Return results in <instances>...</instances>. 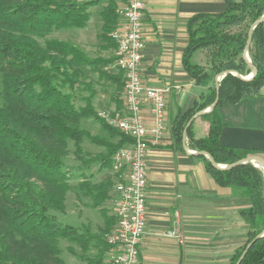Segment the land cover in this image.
Returning <instances> with one entry per match:
<instances>
[{"label":"trees","instance_id":"obj_1","mask_svg":"<svg viewBox=\"0 0 264 264\" xmlns=\"http://www.w3.org/2000/svg\"><path fill=\"white\" fill-rule=\"evenodd\" d=\"M126 0H0V264H68L66 250L84 264H110L108 235L117 219L109 215L107 202L114 201L120 173L114 170L116 153L133 139L110 124L108 118L125 109L124 72L112 67L116 42L113 32L120 23L118 7ZM221 13H198L187 24L190 35L184 66L204 88L192 109L178 110L172 117V148L183 150L184 131L198 112L220 97L215 109L201 117L208 134L192 133L186 138L196 152L206 151L221 165L231 166L253 155L250 149L225 146L221 142L224 123L219 109L259 93L264 85V23L253 32L249 57L244 58L252 24L264 16V0H224ZM101 6L98 53L91 55L75 42L54 37L61 30L85 28L89 8ZM206 50V65L192 60ZM97 75V79L94 78ZM109 97L108 117L100 115L95 100L100 90ZM100 127L94 133L86 127ZM85 141L101 151H85ZM73 143L74 151H71ZM113 173L96 182L89 175L73 184L66 169L70 154ZM213 179L233 189L234 197L247 205L240 210L246 222L247 241L238 248L230 264H237L248 243L264 231V172L251 162L228 170L216 169L201 155ZM74 192L82 205L99 209L103 227H76L57 222L56 213L66 210L68 193ZM240 264H264V236L257 239Z\"/></svg>","mask_w":264,"mask_h":264},{"label":"crops","instance_id":"obj_2","mask_svg":"<svg viewBox=\"0 0 264 264\" xmlns=\"http://www.w3.org/2000/svg\"><path fill=\"white\" fill-rule=\"evenodd\" d=\"M145 3L142 77L148 87L168 89V94L165 133L159 144L149 141L147 151L146 234L138 264H230L236 250L247 241L246 222L240 214L247 205L234 197L232 188L213 179L205 160L190 148L188 138L186 148L173 149L171 134L172 117L179 109H192L204 91L184 66L190 40L188 21L198 13H221L226 3ZM219 113L224 123L222 144L250 149L253 155L264 158V85L258 94L226 104ZM141 115L146 125L152 127L153 115L147 102ZM208 129L205 120L195 118L192 133L196 137L206 136ZM177 210L181 215L179 222L175 217ZM67 262L84 264L72 255Z\"/></svg>","mask_w":264,"mask_h":264},{"label":"built area","instance_id":"obj_3","mask_svg":"<svg viewBox=\"0 0 264 264\" xmlns=\"http://www.w3.org/2000/svg\"><path fill=\"white\" fill-rule=\"evenodd\" d=\"M145 11V0H126L118 7L120 23L113 32L116 58L112 67L124 72L125 109L120 116L108 118V121L133 142L122 147L114 159V170L120 173V178L113 201L117 223L108 235L110 264L139 262L146 234L149 141L159 144L167 125L168 89L148 87L142 77ZM146 102L153 115L152 127L146 125L141 115ZM102 116L108 117L103 113ZM180 216L177 210L178 222Z\"/></svg>","mask_w":264,"mask_h":264},{"label":"rangeland","instance_id":"obj_4","mask_svg":"<svg viewBox=\"0 0 264 264\" xmlns=\"http://www.w3.org/2000/svg\"><path fill=\"white\" fill-rule=\"evenodd\" d=\"M101 6H94L89 8L91 12V18L88 25L82 29H70V30H61L54 33V37L60 39L71 40L79 45L81 48L88 51L91 55H96L99 51L98 44L100 43L98 34L101 30V16H100ZM250 58V57H249ZM193 61L199 62L203 65H206L208 60V52L206 50L198 51L192 58ZM97 75H94V78L97 79ZM100 93L97 95L95 104L97 109L99 110L100 115L109 114L110 113V103L109 97L106 93H104L101 88H98ZM105 117V116H103ZM86 127L89 128L92 132L98 133L100 132L99 125L88 122L86 123ZM85 151L90 153H97L101 151V148L97 145L90 143L89 141H85L83 144ZM73 143H71V151H74ZM82 161L77 159L73 152L70 154L69 158L66 160L65 167L69 170V174L72 175L73 184L79 183L84 176L89 175L91 179L98 182L105 178L106 175L113 173L112 169L104 168L101 169V165L98 163H92L88 168H81ZM83 202L79 201L74 192L68 193L67 201H66V210L64 212H57L56 218L57 222L60 224H69L74 225L76 227H81L84 224L91 223L93 225V229L96 231L98 227H103L105 224V218L99 209H92L82 205ZM113 202H107V208L109 211V215L114 216L113 212ZM115 229V228H114ZM66 241H61V246L64 247V258L67 261V258L70 257V253L66 250L67 246ZM68 255V257H67Z\"/></svg>","mask_w":264,"mask_h":264},{"label":"water","instance_id":"obj_5","mask_svg":"<svg viewBox=\"0 0 264 264\" xmlns=\"http://www.w3.org/2000/svg\"><path fill=\"white\" fill-rule=\"evenodd\" d=\"M264 23V16L258 20H256L251 28H250V31H249V34H248V40H247V44H246V47H245V50H244V58L245 60L247 61V63L249 64V67L252 69V72L250 74V76L248 77H242L240 76L241 79H244V80H250L252 79L256 73H257V70L256 68L254 67V65L252 64L250 58H249V49H250V46H251V43H252V36H253V32L254 30L256 29V27L259 25V24H263ZM228 72H225V73H222L221 75H219L217 78H216V89H217V97L214 101V103L207 109L201 111V112H198L195 117L197 116H201L203 114H206V113H209L211 112L213 109L216 108L217 104H218V101H219V97H220V84H219V80L222 76H224L225 74H227ZM194 120L191 119V121L189 122L188 126L192 123V121ZM188 126L186 127L185 131H184V141H183V147L186 148V131H187V128ZM196 155H205L206 157H208L212 163H213V166L216 168V169H220V170H228V169H231L235 166H238L242 163H247V162H251L252 164H254L255 166L257 167H261L264 169V158L259 156V155H251V156H248L242 160H239L237 161L236 163H234L233 165L231 166H225V165H221V164H218L214 158L209 154L207 153L206 151H202V152H195ZM262 236H264V231H262L259 235H257L252 241H250L245 249V251L243 252V254L241 255V257L239 258L237 264H240L242 262V260L244 259V257L246 256L248 250L250 249V247L254 244V242L261 238Z\"/></svg>","mask_w":264,"mask_h":264}]
</instances>
